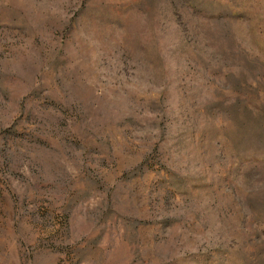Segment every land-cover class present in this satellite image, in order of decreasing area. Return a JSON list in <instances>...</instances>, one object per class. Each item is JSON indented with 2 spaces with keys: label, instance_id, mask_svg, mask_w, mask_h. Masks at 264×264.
<instances>
[{
  "label": "rangeland",
  "instance_id": "obj_1",
  "mask_svg": "<svg viewBox=\"0 0 264 264\" xmlns=\"http://www.w3.org/2000/svg\"><path fill=\"white\" fill-rule=\"evenodd\" d=\"M0 264H264V0H0Z\"/></svg>",
  "mask_w": 264,
  "mask_h": 264
}]
</instances>
